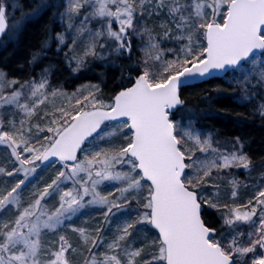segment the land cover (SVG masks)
Returning a JSON list of instances; mask_svg holds the SVG:
<instances>
[{
    "label": "snow or ice",
    "instance_id": "obj_1",
    "mask_svg": "<svg viewBox=\"0 0 264 264\" xmlns=\"http://www.w3.org/2000/svg\"><path fill=\"white\" fill-rule=\"evenodd\" d=\"M18 7L0 0V42L54 5L37 0L9 25ZM57 17L63 30L30 66L55 41L71 74L107 65L128 84L105 99L98 84L54 87L52 65L23 82L0 70V264H75L77 253L83 264H264V174L246 203L233 177L222 202L215 177L250 174L253 161L241 137L202 131L182 95L221 75L241 103L264 92V0H64ZM256 111L264 118V103ZM52 158L59 168L37 186ZM153 229L156 253L138 239Z\"/></svg>",
    "mask_w": 264,
    "mask_h": 264
},
{
    "label": "trees",
    "instance_id": "obj_2",
    "mask_svg": "<svg viewBox=\"0 0 264 264\" xmlns=\"http://www.w3.org/2000/svg\"><path fill=\"white\" fill-rule=\"evenodd\" d=\"M23 3L27 6L28 0H23ZM57 19V13L51 8L40 17L28 22L16 40L8 42L6 47L0 45V70H3L9 79L17 78L23 82L30 79L32 75L39 76L41 67L52 65L55 69L54 75L51 77L54 87H61L69 93L77 90L78 87L81 88L82 85L98 84L105 99L110 98L122 86L128 84V72L124 73V79L122 80L119 70L110 71L107 69V65L79 75L71 74L62 63L63 56L56 55V42L52 43L53 47L47 53L48 58L43 60L40 66L35 68L30 66L28 61L31 55L40 49L42 43L50 34L58 31L59 26H62V24L57 22ZM137 58L138 54H134L132 60H124L123 63L128 67H135L134 61ZM131 75L134 76L135 73L132 72ZM228 77L210 79L207 82L199 83L194 88L183 90L182 95L187 101L188 107L196 110L199 116L198 126H203L202 131H211L221 140L241 137L245 141L246 147L244 151L251 157L255 166L254 171H256L253 174L257 175L262 172L263 167L261 165L264 164V118L256 111L263 92L257 95L255 99H252L251 102L241 103L234 98L243 95V93L230 87V82L232 84L235 82L228 80ZM217 88L222 89V91H217ZM205 96L208 98L203 99ZM3 157L4 152L0 151V161L3 160ZM56 165L57 167L60 166L59 163H56L45 168L41 166L37 170L35 180L37 186H42L44 181L55 175L53 168ZM227 179L224 181L225 183L218 184L222 202H225L230 197L228 192L231 185L229 183L230 179L228 177ZM246 182L249 183V181ZM248 190L249 186L243 187L240 193ZM209 191L212 190L210 189ZM95 219H99V217H95ZM209 219L215 220L216 217H209ZM76 224L77 226L78 224L86 226L84 220H77ZM146 251L156 253L158 252V247H153L150 244L149 250L146 247ZM78 255L79 258L82 256L79 253L75 254V264H77L76 256Z\"/></svg>",
    "mask_w": 264,
    "mask_h": 264
},
{
    "label": "rangeland",
    "instance_id": "obj_3",
    "mask_svg": "<svg viewBox=\"0 0 264 264\" xmlns=\"http://www.w3.org/2000/svg\"><path fill=\"white\" fill-rule=\"evenodd\" d=\"M64 2V0H49V3H51V4H53L54 5V7H52V10L54 11V12H56L57 13V8H58V6L61 4V3H63ZM7 3H9V4H19V7L18 8H15V9H9V11H8V17H9V24L11 25V23L13 22L12 21V18H14L15 20H19L20 18H21V13L23 12V13H25V14H27V13H30L31 11H32V9L34 8V6H35V4L37 3V0H28V4H27V6L23 3V0H7ZM60 11H63V9H60ZM62 28V29H61ZM59 30L58 31H56V32H53V31H51V32H53L52 34H55V33H57V32H60V31H62L63 30V25L61 26H59V28H58ZM19 36V35H18ZM18 37H16V38H14L13 40H16ZM12 40V41H13ZM8 42H10V41H8L7 40V37H5V39H4V41L2 42V45H4V43H8ZM55 43V41H52L51 43ZM65 51H67V49H65ZM259 60L257 61V65H259ZM231 76H229L228 77V80H232V81H234L233 79H232V77L230 78ZM235 82V81H234ZM87 86V85H86ZM73 92H76V90H74ZM73 92H69V93H73ZM84 94L86 95L87 94V90L85 89V91H84ZM77 95H79V93H77ZM257 97V96H256ZM255 99V98H254ZM257 99V98H256ZM261 99V98H260ZM55 104H57V105H59V104H61V103H67L68 101H67V99L65 98V97H58V98H56L54 101H53ZM260 103H264V92L262 93V99L260 100ZM43 107V106H42ZM190 109H193V108H191V107H189ZM196 111V110H195ZM125 131H127L126 129H125ZM205 132H208V131H205ZM220 139V138H219ZM121 142H123V141H121ZM0 151L1 152H4V150L2 149V148H0ZM198 155H199V153H197ZM4 155H5V153H4ZM264 165V164H263ZM42 166V168L44 167L43 165H41ZM52 166H53V164H52ZM46 167H48V166H46ZM255 167V166H254ZM254 167H253V169L251 170V172H250V174H249V172L248 171H246V170H244L243 168H239V169H237V168H233V169H231L230 171L232 172V175H228L227 173H221V174H219V175H217L216 177H215V179H214V182L216 183V184H220V183H225L224 181L225 180H228L227 179V177L230 179V180H232L233 179V177H235L238 181H239V183H240V188H239V191H238V196H237V198H236V202L237 203H246L247 202V200L254 194V188H253V186L256 184V183H258V182H260L261 181V176H262V174H264V167H263V170H262V172L260 173V174H253V172L254 173H256V171H254ZM45 168V167H44ZM59 168V166L57 167V165H56V167H54L53 168V172H56V170ZM260 172V171H259ZM249 175V176H248ZM252 175V176H251ZM251 179V180H250ZM246 181H249V183H250V185H249V183H247ZM249 186V190L248 191H246V192H242V193H240V191H242V188L244 187H248ZM226 193V192H225ZM229 195L228 196H230V190H229ZM221 195H223L224 197H225V195L224 194H222L221 193ZM230 197H228L227 198V200L229 199ZM227 200H225V202L227 201ZM142 210V209H141ZM84 219H90V218H84ZM76 226H77V224H76ZM82 226V225H81ZM79 224H78V226L77 227H81ZM245 230H247L246 228H245ZM68 238H69V240L71 241V242H73V243H76L77 242V240H78V236H77V234H75V233H71V232H69L68 233ZM138 239H144L145 241H146V245H147V249L149 250V245L151 244L153 247H158V243L157 244H152V241H158V234H156V232L154 231V229L153 230H151V231H149V232H142V233H140L139 234V237H138ZM253 254H249V256H252ZM76 259H77V261H76V263L77 264H83V259H84V257L83 256H81L80 258H79V255L78 256H76Z\"/></svg>",
    "mask_w": 264,
    "mask_h": 264
},
{
    "label": "water",
    "instance_id": "obj_4",
    "mask_svg": "<svg viewBox=\"0 0 264 264\" xmlns=\"http://www.w3.org/2000/svg\"><path fill=\"white\" fill-rule=\"evenodd\" d=\"M7 22H8V21H7ZM8 24H9V22H8ZM223 77H224V76H223V75H221V77H220V78H223ZM198 84H199V83H198ZM52 161H53V162H55V161H56V159H55V158H52ZM53 162H52V163H53ZM45 164H48V162H45Z\"/></svg>",
    "mask_w": 264,
    "mask_h": 264
},
{
    "label": "bare ground",
    "instance_id": "obj_5",
    "mask_svg": "<svg viewBox=\"0 0 264 264\" xmlns=\"http://www.w3.org/2000/svg\"><path fill=\"white\" fill-rule=\"evenodd\" d=\"M77 89H79V87Z\"/></svg>",
    "mask_w": 264,
    "mask_h": 264
}]
</instances>
